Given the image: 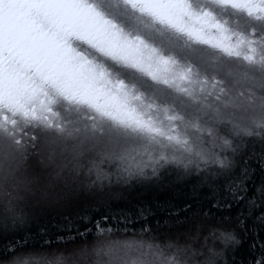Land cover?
Wrapping results in <instances>:
<instances>
[{
  "label": "snow or ice",
  "instance_id": "1",
  "mask_svg": "<svg viewBox=\"0 0 264 264\" xmlns=\"http://www.w3.org/2000/svg\"><path fill=\"white\" fill-rule=\"evenodd\" d=\"M0 264H264V0H0Z\"/></svg>",
  "mask_w": 264,
  "mask_h": 264
},
{
  "label": "trees",
  "instance_id": "2",
  "mask_svg": "<svg viewBox=\"0 0 264 264\" xmlns=\"http://www.w3.org/2000/svg\"><path fill=\"white\" fill-rule=\"evenodd\" d=\"M111 199L108 200V203L111 205L113 212L115 213L117 219L110 221H101L107 227L110 228H120L123 229L127 227L129 230L138 231L143 223L142 220H138L134 215L131 217V223L123 222L122 213L135 212L137 206L151 207L153 209L157 208V205H168L174 204L178 206H183L185 201H196V200H205L207 193L206 190H197L193 192L191 186H185L184 184H175V185H166L163 188H124L121 186H114L111 192ZM198 206V205H194ZM99 218V217H98ZM159 218L160 226L164 225V220L166 218V213L162 211H156V217L149 216L148 220L150 221L149 226L152 228H157V219ZM76 217L73 215V220ZM57 222L60 224L66 223L61 216L55 215L52 218V226L56 225ZM44 224L48 223L47 218L43 221ZM53 231H58L65 240L69 239V236L64 231L52 228ZM81 231L83 229L81 228ZM131 231L127 234L130 235ZM94 235V231L92 234ZM71 236H74L77 243H82L84 237L76 235L75 228L71 232ZM55 240V237L53 238ZM62 243L63 241H56ZM91 242V240H89Z\"/></svg>",
  "mask_w": 264,
  "mask_h": 264
}]
</instances>
